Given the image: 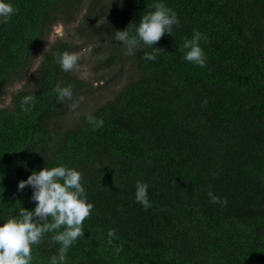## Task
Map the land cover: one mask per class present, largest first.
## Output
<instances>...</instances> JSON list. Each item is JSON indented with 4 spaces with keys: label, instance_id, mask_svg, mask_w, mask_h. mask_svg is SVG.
I'll list each match as a JSON object with an SVG mask.
<instances>
[{
    "label": "trees",
    "instance_id": "obj_1",
    "mask_svg": "<svg viewBox=\"0 0 264 264\" xmlns=\"http://www.w3.org/2000/svg\"><path fill=\"white\" fill-rule=\"evenodd\" d=\"M81 1L8 0L15 14L0 19V99L32 68L50 27ZM122 2L118 21L99 11L112 35L131 22L134 32L155 0ZM163 2L179 26L155 42L156 59L143 58L148 47L135 50V76L73 125L68 105L93 89L56 63L71 52L66 42L51 46L30 87L0 108V222L34 207L31 188L17 191L18 181L63 164L81 173L93 205L67 264H264V0ZM193 29L206 36L203 68L182 59ZM56 84H71L72 98L57 101ZM29 94L34 103L21 111ZM88 115L103 126L94 130ZM137 180L148 184L146 209L134 199ZM209 191L225 202H210ZM51 235L32 246V264L56 252Z\"/></svg>",
    "mask_w": 264,
    "mask_h": 264
},
{
    "label": "clouds",
    "instance_id": "obj_2",
    "mask_svg": "<svg viewBox=\"0 0 264 264\" xmlns=\"http://www.w3.org/2000/svg\"><path fill=\"white\" fill-rule=\"evenodd\" d=\"M149 8L139 18L134 32L129 31L133 24L131 22L123 30H114L113 40L120 42L119 45L130 56L138 48L148 47L151 51L144 52L143 58L155 60V53L161 49L154 47L155 42L165 33L170 35L173 26H179V19L177 13L167 7L163 0H155ZM13 14L15 9L8 0H0V19L6 21ZM60 32L61 27H55L49 39H54ZM203 39L206 36L196 29H193L190 39L184 38L181 45L186 50L182 55L184 61L205 67L207 57L199 43ZM55 59L62 71L79 67L75 53L64 51ZM52 91L59 102L70 100L73 95L71 84H56ZM33 103V95L23 96L20 102L21 111H29ZM76 106L75 103L70 105L72 108ZM86 120L94 130L102 127L104 123L102 118L93 115H88ZM81 180L78 170L58 164L50 168L42 167L38 171L33 170L26 179L17 182V191L23 190L25 186L31 188L29 199L34 202V207L31 210L19 207L15 215L0 222V264H32V246L39 244L46 233H52L50 240L58 245L56 252L48 257L47 264H67V252L77 238L83 236L82 222L93 208L92 203L87 202L86 189ZM147 189L146 182H135L134 199L145 209L151 206ZM207 195L212 203L225 202L211 191ZM114 235L115 230L109 229L107 243H112ZM114 251L118 253L120 248L116 247Z\"/></svg>",
    "mask_w": 264,
    "mask_h": 264
},
{
    "label": "rangeland",
    "instance_id": "obj_3",
    "mask_svg": "<svg viewBox=\"0 0 264 264\" xmlns=\"http://www.w3.org/2000/svg\"><path fill=\"white\" fill-rule=\"evenodd\" d=\"M91 0H82L79 11L74 16H63L54 23L46 33V39L36 55L32 68L22 81L11 85L0 99V108L12 105L13 95L30 87L44 53L54 44L66 42L72 53L77 54L79 67L72 69L74 76L92 85L93 92L80 97L76 107H67L66 123L73 125L80 115L97 108L111 99L136 74L133 59L126 54L120 42L113 40V35L106 26L104 19L108 14L119 20L122 0H100L98 7L90 6ZM106 11L105 16L99 11ZM91 14L90 18L87 16ZM60 26L61 32L54 39L49 36L55 27ZM117 30V29H116ZM114 79V80H113ZM19 85V87H18Z\"/></svg>",
    "mask_w": 264,
    "mask_h": 264
}]
</instances>
